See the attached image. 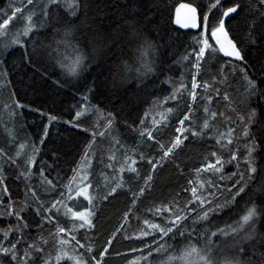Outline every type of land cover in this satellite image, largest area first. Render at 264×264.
I'll list each match as a JSON object with an SVG mask.
<instances>
[{"label": "snow or ice", "instance_id": "6c2138e0", "mask_svg": "<svg viewBox=\"0 0 264 264\" xmlns=\"http://www.w3.org/2000/svg\"><path fill=\"white\" fill-rule=\"evenodd\" d=\"M34 0H26L20 7L10 8V14L3 13L0 18V90L10 84L8 80L10 68L16 66L15 60L9 65V57L17 49H23L20 54V63L23 67L32 68L34 74H38L42 79H47L48 74L41 72L38 65L42 61L51 58L52 52L56 53L55 61L60 68L64 69L68 75L78 76L85 71V62L87 55L85 49L81 47L80 41L76 34L81 30V25L87 26V0H47L41 15L47 23H35V12H29L24 15L28 5H32ZM230 4V6H225ZM61 6L65 9V18H61L52 9H59ZM206 9V10H205ZM83 13V19L81 14ZM241 13L244 14L243 27L247 44L244 47H238V42L234 38L233 29L229 22L236 21V27L240 28L241 24L237 20ZM23 16L24 24L18 29L10 39L6 38V33L11 22L18 16ZM76 21H80L79 24ZM175 24L183 29L197 30L198 35L194 37L196 47L192 53L195 62L192 63V75L190 88L185 83L183 77L179 81L168 78L165 82L173 84L171 93L162 101L156 103L157 108H162L157 113L158 118L153 117L150 127H143L144 121L141 120V130L139 135L146 138L147 141L155 140V132L160 127L167 125L169 116L174 112L171 107H165L169 101L175 102L178 106L187 94L188 102L186 104L187 112L179 120V126L176 128V136L168 145L159 144L162 156L159 160L149 158L148 163L155 170L161 161L169 158L180 148L188 136L193 138L209 135L215 139L219 145V152L213 151L205 164L195 169L199 177L201 173H207V179H197L195 182L188 181L190 188L184 191H190L191 197L182 206L178 200L170 201L168 204H161L158 207L148 209L153 216L159 217L161 222H152L144 220L146 226L140 231L136 239L143 241L145 238H151V244H144L141 249H132L133 253L139 251L143 253L147 250V255L136 256L128 264H264V232L257 228V223L264 219V163L257 162V156L264 152V106L259 102L264 101V0H248L247 6L244 0H208L207 4L201 0L200 4L182 3L176 9ZM47 29L52 32L55 39L56 48L52 52L46 49L48 46L32 40V36L41 30ZM133 38H138L139 33L133 30ZM83 39L87 35L82 34ZM6 40V42H4ZM252 49V54H249ZM155 51V45L145 41L140 46L139 66L135 68L138 76H145L154 71V62L147 58L150 52ZM69 52L74 55L70 56ZM222 54V57L220 56ZM220 57L227 58V62L221 64L215 72L209 71L210 79L198 80L206 71L205 63L209 64V69L213 66L209 61ZM184 61L189 60L185 55L181 58ZM251 61V63H249ZM236 62H239V67ZM125 72L132 71V66L126 61L123 64ZM239 75L243 82V93L239 100V105L245 109V115L238 114L240 121L236 124L232 118L225 112L212 110L210 105L214 97H221L228 102V108L236 111L237 103L229 95L228 88L231 86L230 77L235 78ZM59 83L58 81L56 82ZM88 92H93L88 88ZM14 95V93H13ZM258 101V108L251 107L253 99ZM85 104L80 110L75 112L72 120L65 121L80 127L78 121L90 111L99 113V109L88 104V96L83 97ZM201 103L204 119L202 123L193 121L192 116L195 114V105ZM18 100L12 104H4L8 110L10 120L15 117L17 110L23 108ZM36 111H39L36 109ZM48 123L43 127V135L40 143L43 144L49 134V126L59 121L57 115L43 113ZM147 115V113H146ZM105 123L101 128L97 123L92 131V141L84 154V164L73 169V177L63 186L67 191L61 190L59 198L54 201H45L41 194H47L57 189V185L52 179L45 175V168L38 169L39 187L30 183L37 173L33 172V166L37 163L36 157L40 149L33 145L28 150L26 142H20L16 145L14 156H8L4 149L0 148V218L7 221L8 218L14 217L15 223H8L6 227L0 228V264H61L62 261H70L71 264H102L103 258L109 252L110 246L114 242V237L107 241L108 247L99 252L100 259L95 255L86 256V253L93 252L92 247L82 244L77 239L76 232L79 229H91L94 227L93 217L96 213L92 208L83 211L74 210L76 201L83 197L90 206H93L97 198L107 200L118 189L123 187V177L112 181L110 191L103 196L94 195L90 189L93 185L90 180V172L85 165H90V156L92 147L97 137L105 138L111 134L114 124V116L108 113L103 117ZM217 119L225 123V130L221 131L215 124ZM187 122V126L186 125ZM253 128L255 130H253ZM88 129H85L87 131ZM241 135L237 136V131ZM5 131L9 136V142L15 143L17 136L14 127L5 126ZM214 133V135H213ZM243 138L245 143V154L243 157V168H241L238 157V149L233 150L236 141ZM157 143H159L157 141ZM113 147L123 148L119 139L113 138ZM138 154L141 159L143 153ZM227 151L228 157L225 159L223 153ZM109 161L116 159L115 152H111L108 157ZM137 161L134 155H128L127 151L123 155V163L119 172L123 173L127 169L130 173H136L135 167ZM235 163L237 171L227 176L230 186L225 183L224 169L226 164ZM5 165L14 167L18 172L17 179L23 178L26 181L23 190L22 199H13L9 193V187L4 183ZM108 167L112 168L113 164L109 163ZM115 171V169H113ZM218 176V181L212 177ZM259 185L253 189V185ZM152 175L149 174L144 178L145 187H141L139 192H133V204L143 196L146 187L150 186ZM195 185V186H192ZM107 187V185H106ZM99 188L97 186V193ZM74 193V195H73ZM228 193L230 198H225L223 203L218 201ZM219 194V195H218ZM247 196L243 214L238 221L223 228L217 227L215 231L210 228H203L197 231L196 225L208 223L209 218L217 212L223 211L230 207L237 200V197ZM6 198V199H5ZM66 201H70L74 206H69ZM63 209V215L69 217L73 227L66 228L61 226L57 219V214ZM131 209H129V212ZM129 213H125V219ZM29 216L31 218H29ZM191 221L193 227L187 229L185 226ZM78 222V228L76 224ZM35 225L39 235L32 237L28 235L29 229ZM46 226H54L44 236ZM122 230L118 229V231ZM195 233V239H193ZM186 242L177 252L172 245L167 244L165 238L176 240L177 237ZM129 239L130 237H125ZM215 238V239H214ZM164 241V242H161ZM202 241V243H201ZM51 245V248L48 246ZM55 250V255L52 254ZM83 249L84 251H80ZM163 256V259L154 258ZM117 255H120L117 253Z\"/></svg>", "mask_w": 264, "mask_h": 264}, {"label": "trees", "instance_id": "16d2710c", "mask_svg": "<svg viewBox=\"0 0 264 264\" xmlns=\"http://www.w3.org/2000/svg\"><path fill=\"white\" fill-rule=\"evenodd\" d=\"M34 1H39L32 8L37 12L40 11L39 4H43L44 8L47 3L44 0ZM24 2L26 0H2L0 2V18H3V13L10 14V8L20 7ZM180 2L200 4L201 0H87V26L81 25V30L77 32L76 37L80 41L81 47L85 49L88 58L85 62L86 70L78 76L68 75L56 63V53L52 52V49L57 46L55 39L60 37L56 36L54 39L52 32L47 29H43L32 36V40L48 46L46 50L52 52L51 58L38 65L41 72L48 74L47 79H42L40 75L34 74L32 68L21 65L19 58L23 49H17L8 58L9 65L13 60L16 63L15 68H10L9 71V89L14 93L17 100L28 108L25 122L28 136L32 140H37V138L41 140L43 127L48 123L46 116L41 115V112L51 113L60 118L58 122L49 126L48 137L41 144L36 159L37 163L33 166V172L37 175L30 183L39 187L38 169L44 167L45 175L57 185L56 190L41 194L42 199L49 202L54 201L59 198L61 190H64L67 196V191L63 189V186L74 175L72 170L80 165L85 151L93 139L92 131L96 124L99 123L102 128L105 123L103 117H106L108 113L114 116V124L109 137H97L96 139L99 146L96 152L93 151L94 160L92 161L90 176L92 185L95 184L94 186H96L100 182L101 173L105 169L104 158L106 153L114 150L117 155H120L122 152V148L118 147L117 151L115 150L117 147H113V138L119 139L123 148L129 147V149L143 153L144 158L141 159L138 154L129 152L130 155L137 158V172L125 174L124 188L118 189V192L107 200L97 198L94 209L96 215L93 217L94 227L75 233L82 244L90 245L93 249V252L91 254L86 253V256L95 255L97 259H100L99 252L108 247L107 241L114 237V242L103 258L102 264H128L136 256L147 255V250L143 253L139 251L133 253L131 250L141 249L144 244H151V238H145L141 241L136 238L126 239L125 237L132 230L139 228V219L153 217L152 214H149L148 209H154L161 204H168L174 200H178L181 206L188 201L191 193L184 191L190 188L188 181L195 182L197 179L208 178L207 173H201L198 177L195 169L212 159L210 157L211 152H219V145L209 135L196 138L189 135L183 145L169 158L161 161L155 170L148 163L149 158L159 160L162 156L159 144L168 145L175 138L179 120L187 112L188 99L184 97L179 106L174 103V109L177 107V110L172 113L168 124L160 127L154 133V141H147L146 138H141L139 135L142 128L141 120L146 124V117L150 110L172 91L173 84L165 81L168 78L179 81L183 77L185 83L191 82L192 63H194L195 57L190 54L196 47L194 37L198 35V32L182 31L173 25L174 8ZM207 2L208 0H203L204 4ZM244 3L247 6L248 0H244ZM29 6L31 5L27 7ZM225 6H230V4ZM52 11L61 18H65L66 13L63 6L59 9H52ZM81 18L83 19V13ZM35 20L38 25L47 23L41 13H37ZM237 20L241 24L240 28L236 27V21L229 23L233 29L234 38L238 42V47H244L247 44L243 27L244 14L241 13ZM76 23L79 24L80 21H76ZM133 30L139 33L138 38H133ZM85 33L87 39L82 38V34ZM145 41L155 45V51L150 52L147 56L154 62V71L145 76H138L135 68L139 66L140 46ZM252 51L249 49L250 55ZM69 55L74 54L69 52ZM185 55L189 56L188 61L181 59ZM220 56L222 57V54ZM125 61L132 66V71L125 72L123 70ZM209 61L213 66L209 69V64L205 63L206 71L202 77H199V80L210 79L209 71L215 72L221 64L227 62V58L217 57L214 61L209 58ZM236 64L238 67L240 66L239 62ZM229 83L231 85L228 88L229 95L238 105L236 111H231L228 108V102L224 100L215 101L211 108L217 112H225L239 125L238 114L243 116L246 112V109L239 105L244 86L239 75L235 78L230 77ZM88 88H92L93 92L89 93ZM85 95L88 96V104L99 109V113L90 111L81 117L78 121L80 127L66 123L65 121L72 120L75 112L85 104L83 100ZM259 104L264 106V101L259 102ZM171 106L173 107L172 104ZM251 107L258 108V101L255 98L251 102ZM195 109L192 119L199 121L196 123H202L204 113H202L200 102L195 105ZM215 124L221 131L225 130V123L221 119H217ZM185 126H187V122ZM85 129L88 130L85 131ZM253 130L255 129L253 128ZM236 135H241L239 130ZM245 143L246 141L241 138L232 146L233 150L238 149L241 168H243ZM135 153L137 152L135 151ZM223 155L227 159L228 152L225 151ZM257 162L264 163V152L257 156ZM4 167L6 177L4 183L9 187V193L13 199H22L26 181L23 178L17 179L18 172L14 167L8 165ZM235 171H237L235 163L226 164L224 169L225 183L229 186L230 182L227 180V176ZM149 174L152 175L151 185L146 187L144 195L133 204V192H139L141 187H145L144 178ZM212 178L218 181V176ZM107 185L109 186L108 183ZM258 185L259 177H257V184L252 186L253 189L257 188ZM0 194H2L1 190ZM225 198H230L228 193H224L218 202L223 203ZM247 199L248 197L243 196V194L241 197H237L236 202L230 207L214 213L209 218L210 222L196 225L197 231L205 227L215 231L217 227L223 228L226 224L231 225L238 221L243 214ZM129 209H131L130 212ZM126 212L129 213L127 219L124 216ZM133 216L138 219L134 220ZM29 218L31 217L29 216ZM57 219L61 226L70 227V219L60 213L57 214ZM8 223L14 224L15 218H8L6 222L0 218V228L6 227ZM53 227L46 226L43 235L47 237L48 232ZM121 227L122 230L118 231ZM185 227L191 229L193 227L191 221ZM257 228L264 232V219L257 223ZM39 234L33 224L28 235L35 237ZM165 239L167 244L172 245L177 252L186 242L179 236L176 240ZM193 239H195V233H193ZM48 247L51 248V245ZM80 251L84 250L80 249ZM52 254L55 255L54 249H52ZM153 255L157 260L164 258L163 256L156 257L155 253ZM4 264H7L6 260ZM61 264L71 263L65 260Z\"/></svg>", "mask_w": 264, "mask_h": 264}, {"label": "rangeland", "instance_id": "374dc122", "mask_svg": "<svg viewBox=\"0 0 264 264\" xmlns=\"http://www.w3.org/2000/svg\"><path fill=\"white\" fill-rule=\"evenodd\" d=\"M44 1H47V0H44ZM38 2L39 1H34V3L31 6L27 7L25 9V11H24V15H27L29 12L41 13V9L43 8V4H39L38 5V6H40V11L39 12H37L34 9H32L33 6L35 4H37ZM24 22L25 21L23 19V16L18 15L11 22V24L9 26V29H8V31L6 33V38L7 39H10L11 36L18 29H20L22 27V25L24 24ZM35 23H37L36 20H35ZM4 42H6V40ZM198 80H199V77H198ZM190 85H191V82H189V84H188L189 88H190ZM186 95L187 94H185L184 98H187L188 99V97ZM14 100H17V98L10 91L9 85H7V87H5L2 90H0V148L4 149L5 153H7L8 156H14V153L16 151V145L18 143H20V142H26L27 145H28V150L29 151L31 150V147L33 145H35L39 149H40V146H41V143H40V139L39 138H37V140L36 139L35 140H32L28 136V132H27V129H26V123H25L26 122V119H27V116H26V111L28 109L27 106H25L23 103L20 102L22 105H24V107L18 109L17 110V114L15 115V117H13L10 120V118L8 116V110L4 108V104L5 103L12 104ZM218 100L220 101V100H223V99L221 97H214V100H213V103L212 104H214L215 101L218 102ZM174 103L175 102L169 101L168 104L165 105V107H171V108L174 109ZM198 103H199V101L197 102V104ZM171 104L173 105V107L171 106ZM212 104L210 105V107L212 106ZM161 110H162V108H157L156 106L153 109H151L150 112H149V114L146 117V124H144V127H150L153 117L158 118L157 113L159 111H161ZM174 110H177V107ZM202 113H203V111H202ZM171 116H172V114L169 116V119H170ZM169 119L167 121V124L169 122ZM194 122H199V121H196L194 119ZM6 125L9 128L14 127L15 133H16V136H17V140L15 141V143H11L10 144V142H9V139L10 138H9L8 134L6 133V131H5V126ZM112 141H113V139H112ZM98 146H99V143H97L95 141V144H94V146L91 149V152L93 153V155L90 156L91 163H90V165H85V167L88 168V170L90 172V176H91V170H92V166L91 165H92V161L94 160V152H96ZM115 150L118 151V147ZM132 150H134V149H129V147L122 148V152L120 153V155H117L115 153L116 154V159L114 161H109L108 157L111 154V152H115V151L114 150H110V151H108L106 153V157L104 158V160H105V165H104L105 169L104 170L105 171L103 170L102 173H101V178L99 180L100 182H98V184L96 186H94L95 185L94 184L93 185V188L90 189V191L94 195L103 196V195L107 194V192L110 191V187L112 186V181L114 179L115 180H118L122 176L123 177V180H124V175L130 173V172L127 171V169H125V171L123 173H120L119 172V168L121 167V164L123 163V155L125 154V152L127 151L128 155H130L129 152H133ZM135 151L137 153H139L138 150H135ZM134 158L137 161V158L135 156H134ZM36 159H37V157H36ZM109 163H112L113 164V167L112 168L108 167V164ZM82 164H84V159L83 158H82V161H81L80 165H82ZM135 167H136V165H135ZM113 169H115V171ZM130 174H132V173H130ZM4 175H5V173H4ZM107 183L109 184V186L107 185ZM123 183H124V181H123ZM106 185H107V187H106ZM97 186L99 188L98 193H97ZM122 188H124V187H122ZM0 190L2 191V188H0ZM73 195H74V193H73ZM66 202L69 204V206H74L72 202H70V201H66ZM96 202H97V199L95 200L94 205L93 206H90L87 200H84L83 197H80L76 201V204L74 206V210L83 211V210L91 207L92 210L94 211ZM60 214L63 215V209L62 208H61ZM66 218L70 219L69 217H66ZM153 218H157V220L159 219V217H156V216H153L152 218H142V219H139V222H140L139 228L136 229V230H132L130 232V234L127 235V237L136 238L139 235L140 231L143 230L146 227L144 225V220H149V221H152V222H161L160 220L156 221ZM133 219L135 220V219H138V218H136L135 216H133ZM72 227H73V224H72V221H71L69 228H72ZM76 227L78 228V222L76 224ZM207 228H209V227H207ZM79 230H89V229L88 228H85V229H79Z\"/></svg>", "mask_w": 264, "mask_h": 264}, {"label": "water", "instance_id": "95a60500", "mask_svg": "<svg viewBox=\"0 0 264 264\" xmlns=\"http://www.w3.org/2000/svg\"><path fill=\"white\" fill-rule=\"evenodd\" d=\"M2 0H0V2H1ZM182 3H187V2H180V3H178L176 6H175V8H174V12H173V25L176 27V28H178V29H180V30H182V31H192V32H197V30H193V29H183V28H180V26L179 25H177V24H175L174 23V21H175V17H176V9L179 7V5L180 4H182Z\"/></svg>", "mask_w": 264, "mask_h": 264}, {"label": "bare ground", "instance_id": "6f19581e", "mask_svg": "<svg viewBox=\"0 0 264 264\" xmlns=\"http://www.w3.org/2000/svg\"><path fill=\"white\" fill-rule=\"evenodd\" d=\"M99 152V151H98ZM74 165V164H73ZM20 194V193H19Z\"/></svg>", "mask_w": 264, "mask_h": 264}]
</instances>
